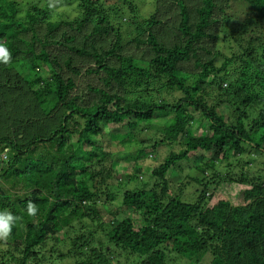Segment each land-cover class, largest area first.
Listing matches in <instances>:
<instances>
[{
	"label": "trees",
	"instance_id": "obj_1",
	"mask_svg": "<svg viewBox=\"0 0 264 264\" xmlns=\"http://www.w3.org/2000/svg\"><path fill=\"white\" fill-rule=\"evenodd\" d=\"M43 1L0 0V44L11 54L10 63H0V110L11 121L0 130V180L25 191L0 186V208L18 218L0 241V264H169L173 256L217 252L222 234L249 233L260 252L264 212L222 228L205 212L213 195L205 183L264 185L243 173L229 176L230 167L250 169L244 155L264 153V0H168L175 14L166 20L162 2L152 0L153 13L136 23L128 41L139 56L132 45L123 47L121 32L134 26L133 0H106L112 6L75 0L79 15L72 19L53 18L71 0L51 9ZM237 2L249 12L233 30L224 15ZM219 41L232 54L217 66L221 55L211 44ZM81 64L93 65L84 75L96 82L77 85ZM159 120L162 137L152 148L177 143L182 150L152 168L150 187L107 193L108 181L119 177L96 142L104 126L126 122L129 132L118 146ZM39 145L43 154L36 153ZM191 153L204 162L195 169L205 179L191 178L201 188L186 203L171 194L169 173ZM221 162L228 170H216ZM142 171L137 166L128 175L138 181ZM117 197L120 204L108 209ZM69 211L79 215L80 228L84 220L89 225L71 234Z\"/></svg>",
	"mask_w": 264,
	"mask_h": 264
},
{
	"label": "rangeland",
	"instance_id": "obj_2",
	"mask_svg": "<svg viewBox=\"0 0 264 264\" xmlns=\"http://www.w3.org/2000/svg\"><path fill=\"white\" fill-rule=\"evenodd\" d=\"M20 1L26 2V0ZM160 1L164 6V15L162 16V18L166 20L168 17L175 14V12H173L172 7H170V3L168 0ZM70 2L74 3H71L69 7L58 6L54 11L53 18L56 19L60 17L59 15H61L62 18L67 19H72L78 16L79 13L75 9V0H71ZM104 2L108 6L113 5L111 4L112 2H106V0ZM133 3L136 6L134 26L132 28L122 27L121 32L123 34V47H126V45H132V47L130 48V52L134 53L135 55L138 53L139 56L140 53L138 52V50H134L133 44L128 43V41L129 38L133 37L134 35L133 32L136 23L140 22L142 19H147L149 15L153 13L154 8L152 0H133ZM43 4L44 3H42L41 5ZM241 5L242 3L238 2L231 3L230 7L226 10L224 15V23L227 26L232 27L231 29L233 30H236L235 26L239 22H242L246 17V14L249 12V10L245 6L243 7ZM54 19L52 20L54 21ZM64 29L65 28L62 27L58 34H61V32H65ZM89 31L90 27L86 32ZM242 38L247 39L248 36L245 35L242 36ZM211 45L214 46V48H216V50H218L221 55L216 59L217 66L220 65L222 61L221 58L223 59L224 57H230L232 54L231 49L224 41L214 42ZM55 49L56 48L53 47L51 51L57 54ZM92 66V64H86L85 66H82L81 64L82 71L77 77V85L80 83H83L85 85L86 82H96L94 79L86 77L84 75L85 71ZM229 69H231V73L232 67L230 66ZM5 112L6 108L0 110V130H2L4 126L9 125V123L11 122L10 119H8V117L6 116ZM12 115L14 116L15 112ZM159 121L154 122L151 129L139 131L140 129L138 128L136 131H134V136L132 137V139L130 138L129 141H126L125 143L118 146H116L117 142H119L118 139L127 138L129 129L126 126V122L121 125H117L116 127L111 125L104 126V135L103 138H101L102 141L99 140L100 143L98 141L96 142L97 144H100L106 152L108 151L109 156L105 161L106 168L109 169L113 166L114 170H112V172L115 173L116 170L117 176L119 177L117 178L115 175L108 181V186H110L107 193L113 192L114 194L120 196L122 195L123 191L132 189L133 187H150L153 181V179H151L150 177V171L152 170V168L161 164L169 155L178 153L182 150H180L182 146L177 143H163L162 145L159 144L156 148H152V143L160 138V136L162 137V135L157 132V129L163 126V122ZM113 135H115L116 138L113 137ZM145 137L146 140L150 139L149 142H142L143 140H145ZM108 148L110 149L112 154L109 153ZM43 150V146L39 145L37 147L36 153L43 154ZM140 150H143V156L141 158L138 157V152ZM5 151L2 152L1 155V158L4 160L6 159L5 157H7L8 159L9 156V153H5ZM243 158L246 162H251V166L247 167L250 169H247L246 172L244 171V166L242 167L243 170L239 169V167L234 169L230 167L229 169L231 171L229 172V176L235 180L236 176L243 173L245 178L255 177L264 181V153H248L247 155H244ZM202 163L204 162L200 163L196 158L195 153H191L187 159L177 162L175 165L176 167L174 166L175 168L171 169L169 173L171 178V194L177 195L183 202L194 203L197 200V196L201 186H199L195 181L191 180V178L200 177L205 179V176H203L199 171L195 169L196 164L198 166H202ZM137 166L143 168L141 174L142 176H139L138 181H132L128 174L129 171ZM130 168L132 169L130 170ZM216 170L222 172V170L228 169L225 168V163L221 162L216 167ZM9 185L10 184L6 183L4 179L0 180V186L5 189L6 193L8 192V190L10 193L18 192L20 194L25 192L22 190L13 189ZM205 186L207 187V190L209 192H212L213 194L211 199H206L205 212L208 216V219L215 220L216 224L222 228L241 227L253 212H264V187L258 189L246 183L240 184L234 182H221L219 184H216L212 180H208V182L205 183ZM259 191H262L263 195L257 198V194ZM119 204L120 198L117 197V200H114L112 202V205L107 206V208L109 209L113 206L117 207ZM97 205L101 206L100 203H98ZM3 211L10 212V208H0V212ZM105 213L106 212L102 210L103 216H105ZM65 215L71 222V225L76 228L69 231L71 232V234H73L74 230L78 231L77 227L79 224L77 222L79 219V215L72 214L70 211ZM85 224L89 225V223L84 220V223L81 222V228L80 225L78 228L83 230L86 226ZM246 234L247 235L239 237H237L235 234L231 236H224L222 234L220 248L217 252L212 253L211 251H208L206 253L194 255L191 257L173 256L172 258H174V260L169 264H264V248L262 247L260 252H257V250L255 249L257 245L253 246V243L250 242V234ZM261 242L262 241H258V243ZM260 245L261 244H259V246ZM56 264L73 263L70 259H67L63 262H57Z\"/></svg>",
	"mask_w": 264,
	"mask_h": 264
},
{
	"label": "clouds",
	"instance_id": "obj_3",
	"mask_svg": "<svg viewBox=\"0 0 264 264\" xmlns=\"http://www.w3.org/2000/svg\"><path fill=\"white\" fill-rule=\"evenodd\" d=\"M57 0H49L48 7L51 9ZM11 61V54L7 51L3 44H0V63L8 64ZM28 214L33 215L36 212L35 205L28 204ZM18 218L13 216L10 212H0V241H6L11 234L14 222Z\"/></svg>",
	"mask_w": 264,
	"mask_h": 264
},
{
	"label": "crops",
	"instance_id": "obj_4",
	"mask_svg": "<svg viewBox=\"0 0 264 264\" xmlns=\"http://www.w3.org/2000/svg\"><path fill=\"white\" fill-rule=\"evenodd\" d=\"M263 187H264V185H263ZM262 195H263V192L262 191H259L258 194H257V198L260 197V196H262ZM257 239H259V238H257Z\"/></svg>",
	"mask_w": 264,
	"mask_h": 264
}]
</instances>
